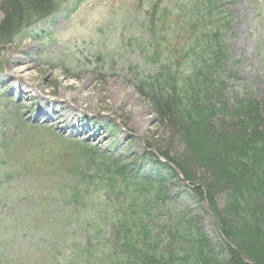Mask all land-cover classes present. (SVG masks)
<instances>
[{"label":"rangeland","instance_id":"374dc122","mask_svg":"<svg viewBox=\"0 0 264 264\" xmlns=\"http://www.w3.org/2000/svg\"><path fill=\"white\" fill-rule=\"evenodd\" d=\"M165 1L182 14L194 12L185 0ZM148 2L67 0L53 10V0H0V43L5 45L0 50V212L49 215V207L39 208L46 203L35 200L47 177L33 170L34 160L40 165L50 160L58 173L73 167L77 178L93 186L89 203L94 197L108 203L124 199L128 181L144 177L156 184V202L149 206L154 228L161 232L165 223L175 224L184 215L206 237L212 260L264 264V0H217L225 47L217 62L227 64L229 74L217 77L211 70L206 79L198 74L204 85L197 98L183 94L184 100L173 101L167 99V87L153 92L138 85L151 82L150 73L157 71L140 52L149 43L143 11ZM24 8L32 14L50 12L16 30L13 24ZM172 39L176 46L179 37ZM161 59L158 71L165 75L160 67L175 60ZM194 60H178L182 76L191 72ZM192 98L194 116L187 115ZM22 124L78 140L97 152L95 158L80 152L71 156L64 147L50 155L52 141H32ZM106 165L125 181L123 192L98 191L101 179L93 174H106ZM65 177L74 184V178ZM67 210L60 212L68 215ZM214 214L243 252L238 254L243 263L219 240ZM6 221L0 243L6 245V260L15 254L19 259L18 242L5 235L11 230ZM110 228V222H101L78 241L92 243L101 229L105 235ZM105 248L99 255L97 245L99 258ZM23 264H29L24 256Z\"/></svg>","mask_w":264,"mask_h":264},{"label":"trees","instance_id":"16d2710c","mask_svg":"<svg viewBox=\"0 0 264 264\" xmlns=\"http://www.w3.org/2000/svg\"><path fill=\"white\" fill-rule=\"evenodd\" d=\"M65 1L67 0H53L52 9L55 10ZM185 1V6L194 12L182 14L167 5L165 0H149L143 9L149 43L141 48L140 52L143 54L144 60L151 64L154 63V70L157 71L154 73L150 71L151 82L146 79L140 81L138 85H142L146 90V87H151L153 92H157L161 88H169L167 94L169 101H173L177 96L184 100L181 97L183 94V97L187 95L190 98H197L198 91L204 85V79H199L198 74H201L200 76L205 79L211 74V70L212 73L217 74V77H227L229 74L227 64L217 62V59L221 58L225 51V47L220 41V24L222 23L218 21L219 12H216L218 9L215 6L217 0ZM28 10L27 8L23 9V13L27 12L28 14H17V22L13 24L16 30L41 20L50 12L37 10L32 14ZM222 18L220 17L219 20L222 21ZM172 36H177L180 39L176 46H171L170 41H174ZM182 37L185 39L183 42L181 41ZM173 56L175 61H167L166 64H163V69L160 67L165 75L159 72L158 65L162 62L161 57L170 59ZM183 58L191 60L195 58L189 69L191 72L186 73L187 76H182L183 74L180 73L181 63L178 60ZM204 68L206 69L204 70ZM194 98L188 100L190 106L187 107L189 110L187 115H195ZM22 127L32 134V141L41 140L40 138L52 141L54 146L49 143L50 155L54 156V152H58V149L61 150L63 147L64 150L73 153L71 156H75L79 152L90 153L89 160L95 158L97 153L90 146L84 145L78 140H64L58 136L59 134L47 130V127L40 129L35 125L27 124H22ZM106 158L110 161L108 156ZM44 162L40 165L38 160L33 161V166H35L33 170L47 177L44 187L37 188L35 200L46 203V206L39 203L40 209L49 207L51 211L47 217H39L38 213L33 210L30 211L29 217L8 216V213L0 212V225L3 224V219H7L6 222L11 224V230L5 233L6 237L18 241L20 247L19 259L15 254L8 261L6 260V257L9 256L5 250L6 245L4 244L3 247L1 242L0 248L4 253H0V264H23V256L29 264H220L216 258V261L212 260L213 254L210 252L212 248L210 245L206 246V237L194 228L192 229L190 220H185L184 215L180 219L176 218L175 224L165 223L163 225L165 230H161V232L158 228H154L151 209H149V206L156 202L153 191L156 187L154 182L144 177L133 178L128 181L127 192L124 193L122 188L125 181L113 175L109 166L106 165V170H108L106 174L102 173L100 176H98V172L93 174L101 179L102 188L98 187V191L113 190V193L120 191L123 192L124 199L118 197L119 200L116 202L112 200L109 204L105 199L94 197L93 202L89 203L88 190L93 186L89 183L86 184L87 182L82 180V177L77 178L79 173L74 172L73 167L58 173V167L53 165L50 160H44ZM100 163L106 164L103 161ZM89 165L85 164L84 167L88 168ZM93 169L96 170L94 167ZM169 169L172 170L171 167ZM172 172L176 174L174 170ZM181 173H183L182 170ZM65 176L74 178V184L72 181H68ZM210 208L213 213L211 205ZM66 209H68V215L60 212L66 211ZM214 219L219 231L224 235L223 238L219 234V240L223 245L237 257L238 254H243L236 244L229 240L227 234L220 227L215 214ZM104 221L111 223L110 233L104 235V231L101 229L92 243L89 242L85 245V242L81 244L78 241L84 230L96 229ZM42 223L44 226L40 230L39 225ZM112 229L116 231L115 235L112 234ZM132 231L133 233H131ZM40 232L41 234H39ZM38 235L40 236L38 237ZM28 236L33 238V242L27 245L26 238ZM76 236L77 241H72ZM60 244L64 245V251L52 252L57 250ZM26 245L27 252L25 251ZM97 245L99 255L103 246L107 247L102 258H99L96 253ZM238 258L243 263L242 259Z\"/></svg>","mask_w":264,"mask_h":264},{"label":"bare ground","instance_id":"6f19581e","mask_svg":"<svg viewBox=\"0 0 264 264\" xmlns=\"http://www.w3.org/2000/svg\"><path fill=\"white\" fill-rule=\"evenodd\" d=\"M13 60L16 61L17 59H16V58H13ZM7 82H8V83L11 82V79H9ZM15 85H19V84H17V83L15 82ZM14 90H15V89H14ZM78 105H79V104H78ZM80 106H81V105H80ZM41 113H42V112H41Z\"/></svg>","mask_w":264,"mask_h":264}]
</instances>
